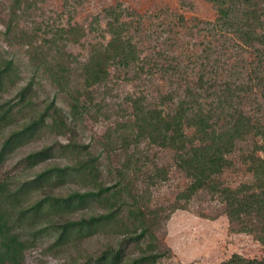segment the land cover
Returning a JSON list of instances; mask_svg holds the SVG:
<instances>
[{
    "label": "trees",
    "instance_id": "trees-1",
    "mask_svg": "<svg viewBox=\"0 0 264 264\" xmlns=\"http://www.w3.org/2000/svg\"><path fill=\"white\" fill-rule=\"evenodd\" d=\"M45 1L11 0L0 31L7 49H25L32 68L21 85L20 65L0 44V243L24 260L46 237L54 253L76 250L95 236H116L117 242L98 255L68 264H159L171 250L157 232L173 213L187 210L204 194L220 204L234 233L264 246V0H204L215 17L201 24L217 46H203L192 81L178 64L147 67L128 20L132 13L121 5L103 9V29L96 17L87 28L68 20L54 27L32 22L28 30L31 11ZM82 1L63 0L65 5ZM40 31L44 38L38 41ZM87 34L97 41L78 62L69 48ZM112 69L125 78L133 72L131 81L156 69L174 77L181 89L156 103L142 94L127 97L128 109H121V120L106 131L96 152L78 140L76 129L89 117L108 118L103 107ZM43 80L54 96L40 107ZM47 135L65 142L31 151L7 168L18 150ZM143 147L170 153L187 181L166 213L148 207L146 198L147 189L169 173L147 163ZM103 154L117 157L111 186L103 180ZM56 161L62 164L48 165ZM41 165L48 166L31 174ZM237 165L247 178L236 186L225 184L224 174ZM138 181L146 189L138 190ZM220 264H264V254H232Z\"/></svg>",
    "mask_w": 264,
    "mask_h": 264
},
{
    "label": "rangeland",
    "instance_id": "rangeland-1",
    "mask_svg": "<svg viewBox=\"0 0 264 264\" xmlns=\"http://www.w3.org/2000/svg\"><path fill=\"white\" fill-rule=\"evenodd\" d=\"M11 0H0V31H4ZM121 5L128 9L133 22L134 41L140 50L141 58L147 67L151 65L178 64L187 73L189 81L194 79L198 69L197 58L205 44L211 43L217 46L209 32L203 29L202 22L212 21L215 10L212 5L204 0H83L82 5L69 2L65 5L63 0H46L38 4L31 11L32 15L27 22L28 30L32 25L65 26L70 20L87 28L94 18L100 20L103 29V9L108 6ZM74 11V12H73ZM38 41L44 38L42 31L37 34ZM46 37V36H45ZM97 41V36L87 34L80 44L71 46L69 52L78 62L84 61L89 46ZM2 49L7 50L10 57H14L20 65L23 85L31 76L32 68L27 63L24 54L25 49H7V45L0 38ZM244 57L246 53H242ZM195 64V66H194ZM197 66V67H196ZM146 72L140 75L139 80H127L133 76V72L125 78L121 71L111 70V77L105 91L104 115L93 116L85 120L82 126L76 129L77 138L84 144L91 145L94 151H101L100 142L108 129L121 120V109H128L127 97H135L142 94L149 102H157L159 97L179 90L176 81L169 74H162L153 70V75ZM194 75V76H193ZM54 90L46 81L41 82L38 89L37 103L43 106V101L51 100ZM54 141L65 142L63 137L44 136L39 140L16 152L8 169L29 152L40 149ZM142 148V147H141ZM148 154V161L163 166L168 171L165 181L158 182L147 189V205L150 208L157 206L168 212V207L175 201L176 193L182 190L187 181L173 166L171 154L162 152L158 148L143 147ZM117 157L111 154L109 157L103 154V167L111 170L108 174L103 169V180L107 186L114 183V171L117 167ZM50 164H62L56 161ZM150 164V163H149ZM148 164V165H149ZM48 165H41L31 171V174L43 170ZM247 176L241 166L227 171L223 176V182L230 186H236L244 181ZM138 190L143 191L146 186L138 181ZM75 187L65 188L61 193H67ZM71 189V190H70ZM222 207L207 195L195 197L187 210H178L170 216V219L160 229L158 239L171 250V257L164 259L159 264H220L230 258L232 254H238L245 258H261L264 254V246L246 234L234 233L231 230L228 219L221 214ZM50 237L40 240L36 247L26 252L24 260L13 256L11 249L4 243H0V264H68L69 262H83L88 257L98 255L106 245H114L118 237L99 235L83 242L76 250H66L50 253L48 246Z\"/></svg>",
    "mask_w": 264,
    "mask_h": 264
}]
</instances>
